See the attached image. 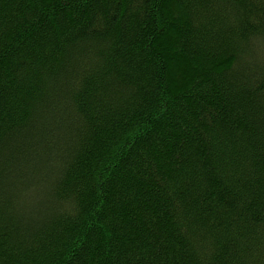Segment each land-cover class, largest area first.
Listing matches in <instances>:
<instances>
[{"label":"trees","instance_id":"1","mask_svg":"<svg viewBox=\"0 0 264 264\" xmlns=\"http://www.w3.org/2000/svg\"><path fill=\"white\" fill-rule=\"evenodd\" d=\"M0 264H264V0H0Z\"/></svg>","mask_w":264,"mask_h":264}]
</instances>
